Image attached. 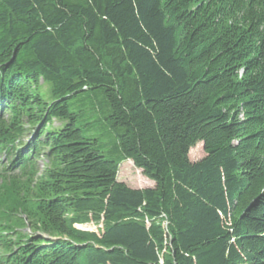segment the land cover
I'll use <instances>...</instances> for the list:
<instances>
[{"label": "trees", "instance_id": "obj_1", "mask_svg": "<svg viewBox=\"0 0 264 264\" xmlns=\"http://www.w3.org/2000/svg\"><path fill=\"white\" fill-rule=\"evenodd\" d=\"M0 264H264V0H0Z\"/></svg>", "mask_w": 264, "mask_h": 264}, {"label": "rangeland", "instance_id": "obj_2", "mask_svg": "<svg viewBox=\"0 0 264 264\" xmlns=\"http://www.w3.org/2000/svg\"><path fill=\"white\" fill-rule=\"evenodd\" d=\"M43 93L47 95L48 88L43 86ZM58 126V123L55 124ZM205 157L204 147L202 144L195 147L190 153V159L193 163L202 160ZM1 158L2 161H5ZM43 167V163H41ZM119 181L125 183L131 189H147L154 187V182L147 179L142 171L138 170L132 161H126L122 163L119 173ZM84 230L94 231L96 227L93 225H88L82 227Z\"/></svg>", "mask_w": 264, "mask_h": 264}]
</instances>
